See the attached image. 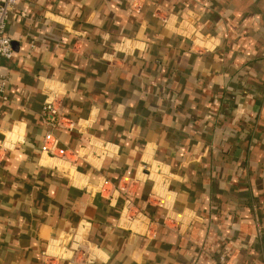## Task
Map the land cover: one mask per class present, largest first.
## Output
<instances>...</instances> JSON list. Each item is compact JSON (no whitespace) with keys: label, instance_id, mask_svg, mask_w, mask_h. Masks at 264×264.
Listing matches in <instances>:
<instances>
[{"label":"crops","instance_id":"obj_1","mask_svg":"<svg viewBox=\"0 0 264 264\" xmlns=\"http://www.w3.org/2000/svg\"><path fill=\"white\" fill-rule=\"evenodd\" d=\"M6 33L0 264H72V237L91 264L264 260V0H19Z\"/></svg>","mask_w":264,"mask_h":264},{"label":"built area","instance_id":"obj_2","mask_svg":"<svg viewBox=\"0 0 264 264\" xmlns=\"http://www.w3.org/2000/svg\"><path fill=\"white\" fill-rule=\"evenodd\" d=\"M19 0H0V62L3 59H12L14 55L13 38L6 33V27L10 15L16 10ZM7 78L0 76V97L7 99L6 96ZM42 117L46 124L53 128L68 127L65 122L63 111V103L58 98L48 99L42 108ZM49 137L45 139V148H48ZM122 185L119 184V187ZM143 212L131 210V206H127L124 214V220L134 221L138 217L143 216ZM63 241V242H62ZM59 244L61 250H65L70 254L72 264H91L94 259L92 244L86 238H73L62 240ZM73 242V243H72ZM66 255V254H65ZM258 264H264V260Z\"/></svg>","mask_w":264,"mask_h":264}]
</instances>
